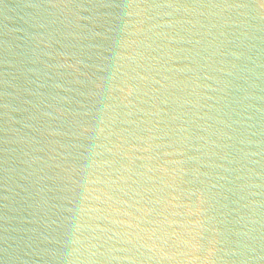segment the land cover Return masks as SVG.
<instances>
[{
	"label": "water",
	"instance_id": "obj_1",
	"mask_svg": "<svg viewBox=\"0 0 264 264\" xmlns=\"http://www.w3.org/2000/svg\"><path fill=\"white\" fill-rule=\"evenodd\" d=\"M0 264H264V0H0Z\"/></svg>",
	"mask_w": 264,
	"mask_h": 264
}]
</instances>
